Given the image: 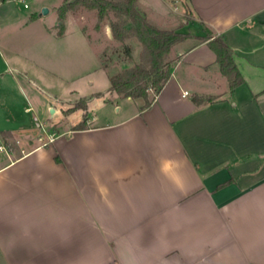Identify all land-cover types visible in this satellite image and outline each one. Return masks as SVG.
<instances>
[{
    "label": "crops",
    "instance_id": "0c3cea01",
    "mask_svg": "<svg viewBox=\"0 0 264 264\" xmlns=\"http://www.w3.org/2000/svg\"><path fill=\"white\" fill-rule=\"evenodd\" d=\"M6 2L0 0V143L15 139L16 145L0 148V179L9 187L37 176L50 182L46 195L80 214L74 246L90 235L89 209L101 197L130 196L129 215L137 211V227L147 229L166 210L160 188L187 182L199 194L193 202L200 209L199 227L210 241L221 238L220 247L209 243L207 251L226 250L232 264H264V213L257 210L264 205V0H137L161 27L197 36L207 26L222 34L244 81L231 88L209 39H199L180 53L149 105L144 97L109 87V94L77 98H87V109L74 110L77 101L54 105L39 90L55 78L70 83V65L57 68L29 52L38 40L47 56L58 53L65 60L72 50L67 28L60 34L49 25L34 33L36 17L14 13ZM187 4L192 15L186 14ZM197 95L212 99L197 102ZM45 105L55 108L51 118L57 116L50 126L58 135L49 143L40 138ZM85 115L86 127L75 128ZM14 264L50 261L20 254Z\"/></svg>",
    "mask_w": 264,
    "mask_h": 264
},
{
    "label": "clouds",
    "instance_id": "9594fccd",
    "mask_svg": "<svg viewBox=\"0 0 264 264\" xmlns=\"http://www.w3.org/2000/svg\"><path fill=\"white\" fill-rule=\"evenodd\" d=\"M43 180L37 176L9 187L0 179V264H14L20 254L42 256L50 264H232L226 250L207 251L209 243L212 249L220 247L221 238L210 241L199 227L200 209L193 203L199 194L187 182L160 188L166 210L147 229L137 227V211L129 215L130 196L101 197L89 209L90 235L74 246L80 214L52 201L45 193L51 184ZM257 210L264 213V205Z\"/></svg>",
    "mask_w": 264,
    "mask_h": 264
},
{
    "label": "rangeland",
    "instance_id": "374dc122",
    "mask_svg": "<svg viewBox=\"0 0 264 264\" xmlns=\"http://www.w3.org/2000/svg\"><path fill=\"white\" fill-rule=\"evenodd\" d=\"M63 1L64 0H7L6 2V7L12 8L14 13L22 16L33 15L36 17V21L33 23L34 27L36 26V28L33 27L34 33L45 31L46 27L49 25L56 27L58 32L61 30L65 31L66 28L69 32L68 36L72 39V50L71 54L66 56L65 60L63 56H59L58 53H56L55 56H47L46 48H44L42 42L38 40L31 41L32 48L30 49L31 51L29 50L31 54L35 53L36 57L39 56L41 60L48 61L57 68H61L64 62L67 66L70 65L71 67L70 72L67 73L70 77V83L65 84L60 79L55 78L52 85H49V88H39L44 99L48 102L52 101L54 105H60L62 101L69 100L72 101L71 104H73L77 101V98L83 97L84 95H88L86 96L88 98L94 91H101V94H109L108 89L110 87L111 74H115L139 62L141 60V51L143 48L142 42L137 36H130L124 40L114 38L110 22L116 19V16L112 10L108 12L100 23V27L97 28V9L79 6L69 10L64 17H61L59 6L62 5ZM24 2L28 3V7L24 6ZM174 2L177 3L178 0H174ZM44 7L49 9L47 13H43ZM186 14H193L188 4L186 5ZM156 19L158 23H161L160 25H167L158 18ZM131 24L132 23L129 22L127 25L130 26ZM203 29L206 28L203 27ZM84 31L90 39L86 37ZM189 32L190 36L177 42L173 46L169 55L171 59L170 70L176 59L180 56V53L199 41L200 38H198L192 30ZM24 43H26V41ZM26 44L28 47L29 43ZM96 44L99 45L100 50L97 48ZM55 48L58 50L59 46L55 45ZM101 63L106 66V68L100 66ZM152 93H154L153 89H151V95ZM56 96L64 100L57 101L55 99ZM45 106L47 107V105ZM45 106L44 109L46 111ZM53 113L51 112V107H47V112L44 116L45 124L51 129H53L54 125H50L54 124L57 117L54 116L51 118L50 115ZM64 122H67V120ZM55 128H57L56 124ZM40 132H42L41 127ZM7 145V147L16 145L15 139L9 140Z\"/></svg>",
    "mask_w": 264,
    "mask_h": 264
},
{
    "label": "trees",
    "instance_id": "16d2710c",
    "mask_svg": "<svg viewBox=\"0 0 264 264\" xmlns=\"http://www.w3.org/2000/svg\"><path fill=\"white\" fill-rule=\"evenodd\" d=\"M79 6L97 9V28L100 27V23L108 12L112 10L116 16V19L110 22L114 38L124 40L130 36H137L142 42L141 60L133 66L111 74L110 89L123 96L144 97L145 105H149L152 99L151 89L154 90L153 97L156 96L171 76L169 55L173 46L190 36V32L157 25L138 7L137 0H65L59 6L61 17H64L69 10ZM129 22L132 23L130 26L127 25ZM205 28L206 33L197 35V37L201 40L209 39L208 44L217 53L222 72L228 77L231 88L236 87L244 81V77L235 60L233 49L222 34L215 35L212 29L207 26ZM63 32L64 30L59 31L60 34ZM210 99L212 98L195 96L197 102ZM76 108L87 109V98H81L71 109ZM86 125L87 117L85 115L75 128H84Z\"/></svg>",
    "mask_w": 264,
    "mask_h": 264
},
{
    "label": "built area",
    "instance_id": "2783aa9c",
    "mask_svg": "<svg viewBox=\"0 0 264 264\" xmlns=\"http://www.w3.org/2000/svg\"><path fill=\"white\" fill-rule=\"evenodd\" d=\"M26 6H28V3L25 4ZM185 93H188V91L186 90ZM40 127L42 129L41 132V139H43L44 137H47L45 140V143H49L52 142L58 135V132L56 130H52L49 126H47L45 123H41ZM0 148H7L5 143H0Z\"/></svg>",
    "mask_w": 264,
    "mask_h": 264
},
{
    "label": "water",
    "instance_id": "95a60500",
    "mask_svg": "<svg viewBox=\"0 0 264 264\" xmlns=\"http://www.w3.org/2000/svg\"><path fill=\"white\" fill-rule=\"evenodd\" d=\"M49 11V9L47 8V7H44L43 8V13H47ZM55 111V108L54 107H52L51 108V112L53 113Z\"/></svg>",
    "mask_w": 264,
    "mask_h": 264
}]
</instances>
